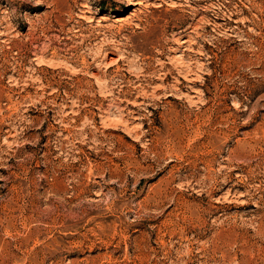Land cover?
<instances>
[{
  "label": "rangeland",
  "instance_id": "obj_1",
  "mask_svg": "<svg viewBox=\"0 0 264 264\" xmlns=\"http://www.w3.org/2000/svg\"><path fill=\"white\" fill-rule=\"evenodd\" d=\"M0 264H264V0H0Z\"/></svg>",
  "mask_w": 264,
  "mask_h": 264
},
{
  "label": "bare ground",
  "instance_id": "obj_2",
  "mask_svg": "<svg viewBox=\"0 0 264 264\" xmlns=\"http://www.w3.org/2000/svg\"><path fill=\"white\" fill-rule=\"evenodd\" d=\"M139 4V3H138ZM132 5H133V3H132Z\"/></svg>",
  "mask_w": 264,
  "mask_h": 264
}]
</instances>
